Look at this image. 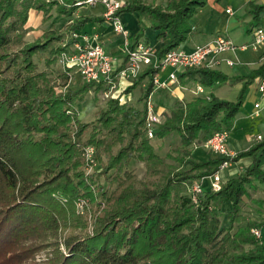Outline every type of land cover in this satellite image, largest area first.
<instances>
[{
    "label": "trees",
    "instance_id": "16d2710c",
    "mask_svg": "<svg viewBox=\"0 0 264 264\" xmlns=\"http://www.w3.org/2000/svg\"><path fill=\"white\" fill-rule=\"evenodd\" d=\"M206 3L128 0L117 14L137 15L130 48L138 41L149 45L146 28L157 32L161 46L154 54L161 59L188 41L194 31L190 18ZM86 4L0 0V264H264V216L242 213L244 197L264 180V137L233 157L203 149L213 132L231 131L264 63L237 77L242 85L235 100L210 92L174 102L158 115L152 137L145 127V102L159 70L151 65L84 121L78 105L86 93L94 92L98 102L97 93L108 91V81L116 82L127 64L121 42L109 79L81 80L73 87L70 75L76 70L62 67L61 55L71 52L74 35H92L97 25H106L102 14L78 12ZM244 7L252 32L261 24L264 4L250 0ZM50 18L54 21L39 35L25 39L32 23ZM176 78L212 88L228 80L205 67L178 71ZM138 87L132 104L125 95ZM169 139L174 144L162 151L157 142ZM87 147L93 148L91 161L83 157ZM242 158L249 164L223 179L220 190L205 181L201 192H192V185L222 162ZM135 163L143 166L141 177L131 168ZM253 228L260 230L258 238Z\"/></svg>",
    "mask_w": 264,
    "mask_h": 264
},
{
    "label": "rangeland",
    "instance_id": "374dc122",
    "mask_svg": "<svg viewBox=\"0 0 264 264\" xmlns=\"http://www.w3.org/2000/svg\"><path fill=\"white\" fill-rule=\"evenodd\" d=\"M145 1L150 3H159L161 0ZM259 2L264 3V0H259ZM226 7H229L232 11V14L230 16L228 14H225ZM101 9H103V6L101 5L100 0H97V3L94 6L86 4L80 7L78 12L82 14H87L98 12ZM52 20L53 18H50L43 22L40 21L39 23H32L34 30L33 32H30L25 37V39L31 40L35 36L39 35L41 31L45 29L48 26V23ZM190 22L194 25L195 29L192 33V36L190 37L191 41L181 42L179 44L180 48L184 46L186 47L190 42H192V44L201 43L204 37L216 35L229 37L232 44L237 46L234 53L226 52L222 54L223 57L232 59L236 62L235 65L232 67L226 66L225 63L220 67V71H222L224 74H227V76L229 77V81L218 88L202 86L203 93L200 94L204 96L212 92L219 98L226 100H235L239 94V91L241 90L242 85V80L238 79L237 76L243 79V77H246L253 69L259 66L258 56L262 49V45L259 46L256 50H253L250 47V44L252 42V34L251 32H248V30L253 25V20H251V16L247 13V10L242 4V0H207V3L203 7L198 8L197 13L190 18ZM61 23V18L55 20V26L59 27ZM243 44L247 45V48L245 50H240L238 46ZM111 54L110 55L115 61L117 58L116 52ZM60 63L62 64L61 60ZM168 71L169 68H166L164 72L162 70L159 71L157 73L158 78L166 74ZM76 72L77 71H73L72 74L70 73V76L72 77L71 84L74 85L73 87L75 88L78 87L82 80V78ZM177 80L178 79H176L175 83L179 84L180 81L178 80L177 82ZM112 83L113 84L109 86V89L113 87L110 93L107 94L105 90L101 92L99 91L97 93L98 102H95L94 100V92L86 93L83 101L80 102L78 105L80 119L84 121L92 119L97 109V105H101V101H103L106 97L119 94L121 89H123L124 85L128 83V80L118 78L116 82L113 81ZM180 84L190 88L191 90H181L179 88L177 89L175 88V86H172V84L167 87H161L157 85L153 86L154 91L149 96L153 111L157 115H159L160 112L165 113L166 111H168V109L172 107L173 103L176 101H181L185 98L190 97V95H199L195 92L197 85L194 82L186 81L185 83L183 82ZM254 88L255 82L252 83L248 87L247 91L244 93V103L240 107V110L238 111L236 116L234 117L232 129L229 132V145L231 148L235 149L232 150L235 153L240 150H246L254 142L252 141V139L257 134H260L264 137V108L260 110L258 116L252 115V113L254 112L253 103L258 99L253 92ZM138 91L139 93H141V89H139V87L133 90L132 93L125 95L127 97L126 99L128 101H133L132 104L137 102L136 100H138ZM123 97L124 96L122 95L121 99H124ZM147 101L148 97L146 102ZM171 141L172 139H169L157 143L162 144L163 148L161 150L165 151L168 147L174 144V142ZM238 148H240V150H238ZM88 149H92L91 154H93V148L87 147V150ZM203 149L205 151L211 152L204 146ZM200 151L201 150H197L196 154ZM88 154L90 155V153ZM83 157L86 161H88L85 151ZM131 168L135 169L136 174L139 177H141L144 173L143 166L139 163L132 164ZM91 169L93 168L88 167L87 171H91ZM241 171L242 170L239 169L238 164L232 163L223 171L222 178L225 180L226 178L234 176ZM201 179L199 180V182L201 181ZM205 181H207V179L203 180L204 183H206ZM256 185V190H251L249 195L247 197H244V203L242 204V213L247 217L255 219L264 216V180L256 181ZM260 200H263V202L259 203ZM75 208L76 211L79 213L83 211V205H81L80 201L76 202Z\"/></svg>",
    "mask_w": 264,
    "mask_h": 264
},
{
    "label": "built area",
    "instance_id": "2783aa9c",
    "mask_svg": "<svg viewBox=\"0 0 264 264\" xmlns=\"http://www.w3.org/2000/svg\"><path fill=\"white\" fill-rule=\"evenodd\" d=\"M128 0H100L103 6L102 16L104 23L111 29L114 35L119 36L122 40V49L127 55V64L124 68L119 70L117 78H123L126 80L137 77L142 69L146 66H152L159 71L166 68H170L171 72L168 74L166 80L160 81L157 73L153 77V84L161 87H167L174 84L176 81V72L192 69L195 67H205L208 69L215 68L221 61L226 66L232 67L235 65V61L226 57H222L223 53H234L237 46L233 45L231 40L222 35H217L210 41L196 45L192 49L186 50L184 48L176 47L167 51L161 59H157L154 52L155 50L149 46L144 45L142 41H138L133 48L129 47V31L125 27L124 23L120 19V15L117 11L121 9ZM87 3L94 6L97 0H87ZM226 13H230V9L225 10ZM75 41L72 44L71 52L61 55V62L65 68H74L82 80L85 82H96L100 77L109 79V75L113 70L114 63L117 62V58L114 61L111 55L107 54L102 46L98 43L97 34H79L74 35ZM264 43V24L259 25L252 31V42L250 47L256 50L260 45ZM240 50H245L247 45L243 44L238 46ZM111 85L110 81H108ZM254 93L257 95L258 100L253 103L254 112L253 116H258L260 110L264 107V71L255 79ZM111 88V87H110ZM113 88V87H112ZM111 88V89H112ZM111 89L106 91L110 93ZM197 94L203 93L202 86L197 85ZM104 94V95H107ZM147 114L145 118V127L148 137L153 136L154 126L159 123V116L153 111L152 104L150 102V96L146 102ZM263 136L257 134L252 141H259ZM229 139V132L226 130H220L213 132L205 141L203 146L209 149L213 154L223 157H233L235 152L229 150L227 142ZM86 157L91 161L92 149H86ZM90 153V155L88 154ZM230 165V162L224 161L219 166L218 171L214 174L203 177L200 182H195L192 185V192H201V183L204 179H207L209 187L218 191L221 187L222 173ZM192 199L195 201V195ZM251 232L258 238L260 236V230L253 228Z\"/></svg>",
    "mask_w": 264,
    "mask_h": 264
},
{
    "label": "crops",
    "instance_id": "0c3cea01",
    "mask_svg": "<svg viewBox=\"0 0 264 264\" xmlns=\"http://www.w3.org/2000/svg\"><path fill=\"white\" fill-rule=\"evenodd\" d=\"M247 1H250V0H242V4L245 6V3L247 2ZM255 1H257L258 3H260L259 2V0H255ZM260 4H264V3H260ZM226 9H230L229 7H226ZM225 9V10H226ZM102 12H103V9H101L100 11H98V12H94L95 14H102ZM225 14H228L229 16L232 14V11H231V9H230V13H226L225 12ZM120 19H121V21L124 23V25H125V27L127 28V30L129 31V36L131 37L132 35H134L135 34V32L138 30V25H137V15L136 14H129V13H122V14H120ZM262 24H264V11L261 13V24L260 25H262ZM195 30V29H194ZM94 31H96L95 32V34H97L98 35V37H99V39H98V43L102 46V48L104 49V51L107 53V54H111V53H115L116 51H117V49L120 47V45H121V42H122V40L120 39V37L119 36H116V35H114L113 34V32L111 31V29L107 26V25H104V24H102V25H97L96 27H95V29H94ZM251 34H252V32H251ZM156 35H157V32H154V31H152L151 29H148V28H146L145 29V31H144V37L146 38V39H148L149 40V46H151L154 50H156L158 47H160L161 46V43L160 42H158L157 40H156ZM217 36V35H216ZM215 36H209V37H204V39L202 40V42L201 43H197V44H192V42H190V43H188V45L186 46V47H188V48H186L185 46L184 47H182V48H184V49H186V50H189V49H192L194 46H196V45H200V44H203V43H205V42H208V41H210L211 39H213ZM229 38V37H228ZM189 41H191V38L188 40V42ZM261 46V45H260ZM262 49H261V51H260V53H259V56H258V59H259V65L260 64H262V63H264V43L262 44V47H261ZM228 53H231V52H228ZM112 55V54H111ZM223 57V56H222ZM224 64V62L223 61H221L216 67H215V69H217V70H220V67L222 66ZM163 72L165 71V69L164 70H162ZM171 72V69L169 68V71L166 73V74H164L163 76H161L160 78H159V80L160 81H162V80H165V79H167V76H168V74ZM222 72V71H221ZM227 75V74H226ZM228 77V76H227ZM238 77V76H237ZM229 81V77H228V80L226 81V83ZM177 82H178V80H177ZM225 83V84H226ZM175 84H177V83H175ZM173 85L172 84V86H175V88H179V89H184V90H191L190 88H188V87H185V86H183V85H181L180 83L179 84H177V85ZM143 85L144 84H142V87H143ZM224 85V84H223ZM222 86V85H221ZM218 87H220V86H218ZM218 87H214V88H218ZM254 92V91H253ZM255 94V93H254ZM138 95H139V91H138ZM256 95V94H255ZM215 96H217V95H215ZM257 96V95H256ZM257 98H259V97H257ZM258 100V99H257ZM130 102H131V100H130ZM264 108V107H263ZM230 138L228 139V142H227V147H228V149L229 150H235V149H233V148H231L230 147ZM238 150H240V148H238ZM249 158H242V159H240V160H238L237 162H235L234 164H238V167H239V169H242L244 166H246V165H248L249 164ZM230 164H232V163H230ZM263 200H264V198H263Z\"/></svg>",
    "mask_w": 264,
    "mask_h": 264
}]
</instances>
